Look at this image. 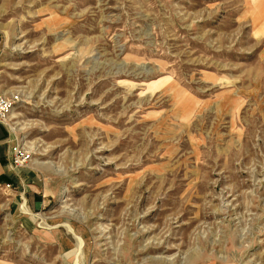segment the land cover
<instances>
[{
    "label": "rangeland",
    "instance_id": "1",
    "mask_svg": "<svg viewBox=\"0 0 264 264\" xmlns=\"http://www.w3.org/2000/svg\"><path fill=\"white\" fill-rule=\"evenodd\" d=\"M0 92V264H264V0H0Z\"/></svg>",
    "mask_w": 264,
    "mask_h": 264
},
{
    "label": "built area",
    "instance_id": "2",
    "mask_svg": "<svg viewBox=\"0 0 264 264\" xmlns=\"http://www.w3.org/2000/svg\"><path fill=\"white\" fill-rule=\"evenodd\" d=\"M14 102H15L14 99L0 92V122L4 121L7 118V116L9 115V112L13 108ZM14 157H15V162L19 163L22 160L29 157V154L25 153L22 150L15 149Z\"/></svg>",
    "mask_w": 264,
    "mask_h": 264
},
{
    "label": "bare ground",
    "instance_id": "3",
    "mask_svg": "<svg viewBox=\"0 0 264 264\" xmlns=\"http://www.w3.org/2000/svg\"><path fill=\"white\" fill-rule=\"evenodd\" d=\"M150 260H153V261H163V262H167V263H172L174 261H172V258L170 257H165V256H160V255H156V256H151L149 257Z\"/></svg>",
    "mask_w": 264,
    "mask_h": 264
},
{
    "label": "crops",
    "instance_id": "4",
    "mask_svg": "<svg viewBox=\"0 0 264 264\" xmlns=\"http://www.w3.org/2000/svg\"><path fill=\"white\" fill-rule=\"evenodd\" d=\"M33 197H34V199L36 200H34V204H36L37 205V207H40L41 206V204H40V202H41V200H40V196L39 195H32ZM43 202H44V200H43Z\"/></svg>",
    "mask_w": 264,
    "mask_h": 264
}]
</instances>
